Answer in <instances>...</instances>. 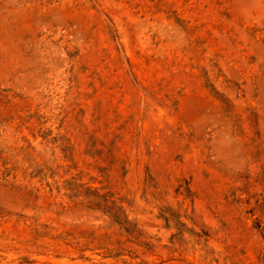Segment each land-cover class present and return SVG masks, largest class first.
<instances>
[{
	"label": "rangeland",
	"instance_id": "obj_1",
	"mask_svg": "<svg viewBox=\"0 0 264 264\" xmlns=\"http://www.w3.org/2000/svg\"><path fill=\"white\" fill-rule=\"evenodd\" d=\"M0 264H264V0H0Z\"/></svg>",
	"mask_w": 264,
	"mask_h": 264
}]
</instances>
